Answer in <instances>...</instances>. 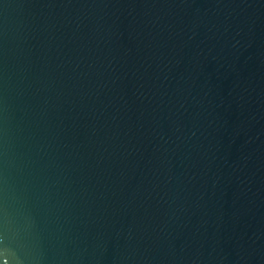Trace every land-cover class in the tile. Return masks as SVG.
Segmentation results:
<instances>
[{"label":"water","instance_id":"water-1","mask_svg":"<svg viewBox=\"0 0 264 264\" xmlns=\"http://www.w3.org/2000/svg\"><path fill=\"white\" fill-rule=\"evenodd\" d=\"M0 264H264V0H0Z\"/></svg>","mask_w":264,"mask_h":264}]
</instances>
